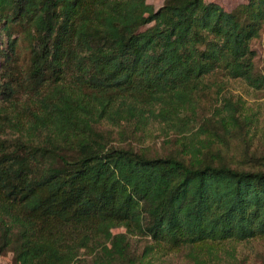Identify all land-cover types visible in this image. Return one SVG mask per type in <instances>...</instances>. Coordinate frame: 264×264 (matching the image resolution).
Wrapping results in <instances>:
<instances>
[{
  "label": "trees",
  "instance_id": "trees-1",
  "mask_svg": "<svg viewBox=\"0 0 264 264\" xmlns=\"http://www.w3.org/2000/svg\"><path fill=\"white\" fill-rule=\"evenodd\" d=\"M263 27L264 0H0V262L135 264L134 237L210 255L264 239V164L233 166L206 124L187 136L214 78L264 87ZM224 109L228 133L240 120ZM107 123L159 125L178 153L112 146Z\"/></svg>",
  "mask_w": 264,
  "mask_h": 264
},
{
  "label": "rangeland",
  "instance_id": "rangeland-1",
  "mask_svg": "<svg viewBox=\"0 0 264 264\" xmlns=\"http://www.w3.org/2000/svg\"><path fill=\"white\" fill-rule=\"evenodd\" d=\"M148 1L156 9H160L165 0ZM206 1L216 3L228 12L246 3V0ZM14 37H19V34ZM6 43L7 36L5 35L4 40L0 41V50L7 48ZM252 48L256 52V72L264 77V27L261 36L253 41ZM19 52L21 59L24 60L22 45ZM1 66L0 57V80L3 79ZM207 91L208 93L203 94L199 99V124L193 132L187 133L188 138H192L200 126L206 124L215 143L212 150L216 152L221 149L222 157L233 166L248 165L247 168H252V166L258 167L264 164V87L251 86L244 80H233L220 75L214 78L210 90ZM225 104L229 108H235L240 120V127L228 133L216 124L219 122L221 112L225 110ZM130 127L133 128V125L129 126V131ZM107 128L112 132V146L132 147L149 156H165L174 150L178 153L176 143L175 145L167 143L166 138L174 139L173 134L167 136L159 125L148 126L146 134L138 132L137 135L128 133L126 136L121 135V129L113 124L107 123ZM205 138L208 139V134L204 133L199 136L201 140ZM256 162L259 163L256 164ZM124 232L122 228L114 231V233ZM131 244L135 264H264V239L225 242L217 245L211 255L205 250L192 248H183L173 252L164 247L155 246L154 250H147L146 247L152 243L149 238L142 237L132 238ZM0 264H14L13 255L5 254Z\"/></svg>",
  "mask_w": 264,
  "mask_h": 264
}]
</instances>
